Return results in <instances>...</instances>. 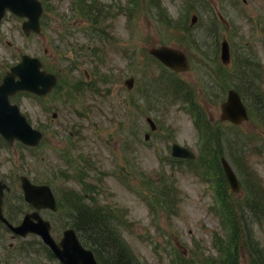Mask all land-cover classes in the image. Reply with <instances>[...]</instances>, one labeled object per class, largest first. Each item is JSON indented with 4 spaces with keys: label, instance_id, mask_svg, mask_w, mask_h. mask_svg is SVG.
<instances>
[{
    "label": "rangeland",
    "instance_id": "374dc122",
    "mask_svg": "<svg viewBox=\"0 0 264 264\" xmlns=\"http://www.w3.org/2000/svg\"><path fill=\"white\" fill-rule=\"evenodd\" d=\"M96 1L105 11L102 16L95 13L97 25L93 19L76 17V0H48L45 26L38 35H24L23 20L11 13L2 21L0 78L26 54L39 57L47 68L58 71L61 82L60 89L44 100L27 94L12 97L45 137L33 150L19 143L7 148L0 140L1 172L27 174L34 182L49 183L59 195L71 189L82 194L85 185L81 180L91 184L98 190L101 205L120 214L125 223L123 235L134 254L149 264H173L178 255L192 259L197 251L206 255L204 261L214 258L218 254L212 236H225L223 220L214 208L215 190L199 173L167 161L174 142L186 145L196 153L198 162L202 161L193 118L175 101L163 109H150L141 92L134 86L131 93L124 81L135 75V84L142 83L145 70L153 79L159 75V64L151 61L149 49L163 44L178 46L188 27L197 43L219 24L224 38L236 45V54L259 62L264 73V0H136L135 10L129 7L133 0H88ZM178 20L186 26L177 25ZM89 31L96 39L87 36ZM82 45L91 51H83ZM95 48L98 51L93 54ZM195 61L189 72L180 75L187 84L203 78L206 64L198 56ZM106 76L110 81L104 79ZM196 100L206 118H212L214 124L220 120L217 103L207 102L200 94ZM54 113L57 117L52 120ZM147 116L155 120L157 131H149ZM241 127L242 133L252 137L246 159L262 183L258 193L264 199V147L258 143V139L264 141V127L252 119ZM163 134L164 140L160 139ZM156 184L174 187L177 214L169 215L159 207L150 191ZM239 195L233 201L241 203L243 195ZM43 215L51 221L63 217ZM70 222V218L63 221V227ZM61 231L53 228L52 233L59 237ZM257 236L264 245V230ZM10 243V234H6L4 246ZM14 245L16 249L20 244L16 241ZM242 254L245 259L249 254L245 245ZM32 258L42 261L40 264H55L45 258L44 251Z\"/></svg>",
    "mask_w": 264,
    "mask_h": 264
},
{
    "label": "water",
    "instance_id": "95a60500",
    "mask_svg": "<svg viewBox=\"0 0 264 264\" xmlns=\"http://www.w3.org/2000/svg\"><path fill=\"white\" fill-rule=\"evenodd\" d=\"M6 9L17 16H23L28 18V22H25L23 28L26 34H30L31 31L38 32L40 29L39 18L41 15V5L35 0H0V21L5 16ZM224 53L222 59H227V49L223 46ZM157 56L163 63L168 64L173 69H185L187 68V62L185 56L179 52L170 48H159L151 51ZM40 63L37 59L24 57V61L20 67L14 69V74L10 75L5 79L4 85L0 86V132L4 134L5 138L12 142L15 138H19L21 141L26 142L29 145L35 146L41 139L40 133L33 131L31 126L27 124L26 119L23 115L19 114L17 106L11 105L8 98L10 94L16 93L21 89L35 91L39 95L46 94L56 82L55 76L47 74L46 72L40 71ZM23 72L26 75L23 77V81L20 84H15L12 80L14 75H18L22 78ZM230 98L223 107V117L230 118L233 122H240L246 118L245 109L241 105L239 96L230 92ZM181 156L193 155L184 149H178ZM228 179L235 185L234 174L230 168L226 165L225 169ZM23 188L27 199L35 203L37 190L47 193L46 198L48 200V206L54 207V199L49 189L45 187H33L26 179H23ZM44 188V189H43ZM2 197V196H1ZM39 206V204H37ZM38 230H35L38 235L45 240V242L54 250L57 257L64 262V264H95L92 253L84 250L81 247L74 232L67 231L62 240L61 246L59 247L53 238L49 234V224L43 222L39 218ZM30 227L23 224L19 227L18 231L21 233H27Z\"/></svg>",
    "mask_w": 264,
    "mask_h": 264
},
{
    "label": "trees",
    "instance_id": "16d2710c",
    "mask_svg": "<svg viewBox=\"0 0 264 264\" xmlns=\"http://www.w3.org/2000/svg\"><path fill=\"white\" fill-rule=\"evenodd\" d=\"M244 151V150H243ZM213 171L216 170V165L211 167ZM75 207L78 209L80 205L81 198L78 197L74 200ZM83 206H81V211ZM91 214L89 217L81 215L80 221H89V224H84L80 227L81 237L84 242L95 249V251H102L105 255L109 254L108 264H137L131 253L127 251V248L123 245L119 235L115 230L114 224L108 217L107 213H103L98 210L89 211ZM90 230V231H89ZM91 235L93 238L87 237ZM233 264L234 262L231 261Z\"/></svg>",
    "mask_w": 264,
    "mask_h": 264
},
{
    "label": "bare ground",
    "instance_id": "6f19581e",
    "mask_svg": "<svg viewBox=\"0 0 264 264\" xmlns=\"http://www.w3.org/2000/svg\"><path fill=\"white\" fill-rule=\"evenodd\" d=\"M247 219H248V218H247ZM254 219H258V220L260 219V220H261V219H263V217L256 216V217H254ZM254 219H253V220H251V221H254ZM248 220H250V219H248Z\"/></svg>",
    "mask_w": 264,
    "mask_h": 264
}]
</instances>
